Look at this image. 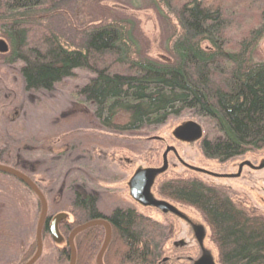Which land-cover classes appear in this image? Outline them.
Segmentation results:
<instances>
[{
	"label": "trees",
	"instance_id": "trees-1",
	"mask_svg": "<svg viewBox=\"0 0 264 264\" xmlns=\"http://www.w3.org/2000/svg\"><path fill=\"white\" fill-rule=\"evenodd\" d=\"M107 2L123 0H0V35L9 44L0 64H17L28 92L52 91L74 71L90 72L93 77L77 94L115 134H134L192 111L208 122L201 143L205 158L223 163L264 149V59L259 56L264 0H131L132 9L157 13L167 59L144 52L135 18ZM62 26L71 34L60 31ZM119 114L127 117L126 124L113 123ZM4 152L0 149V160ZM159 194L203 216L219 264H264V218L249 215L202 182L169 180ZM72 205L75 221L60 228L65 238L79 224L102 218L96 197L83 189ZM108 221L112 236L103 264H162L167 227L134 209H115ZM103 239L102 227L78 234L76 264H95ZM35 251L34 239L25 263ZM57 257L60 264L70 261L67 245L57 249Z\"/></svg>",
	"mask_w": 264,
	"mask_h": 264
},
{
	"label": "rangeland",
	"instance_id": "rangeland-1",
	"mask_svg": "<svg viewBox=\"0 0 264 264\" xmlns=\"http://www.w3.org/2000/svg\"><path fill=\"white\" fill-rule=\"evenodd\" d=\"M129 3L131 0L106 5L135 18L139 31L136 35L144 52L154 59H167L163 41L166 34L157 13L152 9H132ZM164 12L168 13L165 9ZM167 15L174 21L171 14ZM64 27L60 31L70 35ZM0 42L8 51L9 44L1 35ZM259 56L264 59V40ZM92 77L86 70H76L52 91L28 92L18 65L0 64V149H5L0 165L16 169L37 183L46 199L48 216L60 212L74 214L76 192H96L97 210L103 216L115 208L134 209L168 228L169 238L161 249L162 264H193L199 249L189 227L173 216L139 206L129 196L128 181L139 168L160 167L162 154L169 146L188 165L219 175L236 174L238 165L246 161L259 166L264 162V149L251 150L225 163L206 159L200 141L182 143L173 137V132L188 122L198 124L206 136L208 122L192 111L171 116L161 125L145 127L134 134L112 133L100 125L93 116V107L77 94ZM126 122L124 114L113 120L117 125ZM168 164L167 172L155 182L153 196L172 203L205 229L203 246L219 264L218 250L203 216L192 207L161 196L159 187L175 179L202 182L249 215L264 218V169L245 167L239 178L216 179L184 168L172 153L168 155ZM39 215L40 204L35 195L17 179L0 173V264L25 263L24 255L35 239ZM67 237L63 236L65 240ZM35 264H60L57 247L48 232L43 234L42 255Z\"/></svg>",
	"mask_w": 264,
	"mask_h": 264
},
{
	"label": "water",
	"instance_id": "water-1",
	"mask_svg": "<svg viewBox=\"0 0 264 264\" xmlns=\"http://www.w3.org/2000/svg\"><path fill=\"white\" fill-rule=\"evenodd\" d=\"M0 52H6V47L3 42H0ZM173 137L184 143H193V142H201L203 140V131L201 127L193 122H188L180 127H178L173 132ZM172 153L179 161V163L187 168L190 171L195 173L205 174L214 178H222L225 177L223 175L215 174L209 171H206L201 168L193 167L188 165L183 160L180 159L176 149L172 146H169L165 149L162 154V164L158 168H139L137 169L132 177L130 178L127 186L129 191V196L131 199L136 202L139 206L144 208H152L160 211L162 214H173L181 219H186V217L179 212L173 205L165 200H158L152 194V189L155 185V182L158 177L165 174L168 170V155ZM244 166H248L254 170H263L264 169V162L261 163L259 166H253L250 162H243L239 166V171L236 175L230 177H238L241 173V170ZM0 173L12 176L13 178L20 181L23 185H25L38 199L40 204V215L38 218L37 226H36V233H35V242H36V251L34 255L24 264H35L42 255V245H43V230L45 227V223L47 220V202L40 191L38 186L25 174L21 173L20 171L13 169L11 167H7L4 165H0ZM68 220V215L66 213H58L56 214L50 221L49 224V236L52 240V243L57 248H61L62 246L67 245L70 250V261L69 264H75L76 261V250L74 246V239L75 237L94 227H102L104 229V239L100 250L96 256L95 264H103V256L109 246L112 230L110 224L104 220H92L85 224L76 226L68 235L67 239L65 240L59 231V224L61 222H65ZM194 232L197 238V241L200 245L203 244V240L205 237V231L202 226H198L194 228ZM193 264H215L211 255L203 256L196 260Z\"/></svg>",
	"mask_w": 264,
	"mask_h": 264
},
{
	"label": "flooded vegetation",
	"instance_id": "flooded-vegetation-1",
	"mask_svg": "<svg viewBox=\"0 0 264 264\" xmlns=\"http://www.w3.org/2000/svg\"><path fill=\"white\" fill-rule=\"evenodd\" d=\"M203 140H204V136H203ZM202 140V141H203ZM202 141L200 142V143H202ZM180 142V141H179ZM183 143V142H182ZM175 157V156H174ZM175 159L178 161V159L175 157ZM181 159V158H180ZM206 159H208V158H206ZM233 159V158H232ZM182 160V159H181ZM208 160H212V159H208ZM230 160V159H229ZM228 161V160H227ZM178 163H179V161H178ZM220 163V162H219ZM223 163H225V162H223ZM180 164V163H179ZM242 163H240L239 165H238V170H237V173H238V171H239V166L241 165ZM181 165V164H180ZM245 167H247V168H249V169H251L250 167H248V166H244L243 168H242V170H241V173H240V175L238 176V177H230V176H233V175H236V174H232V175H228V174H223V176H225V177H222V178H216V179H230V178H239L241 175H242V171H243V169L245 168ZM185 168V167H184ZM201 169H203V168H201ZM205 170V169H204ZM252 170H254V169H252ZM207 171V170H206ZM198 174H201V173H198ZM201 175H204V176H208V175H205V174H201ZM208 177H211V176H208ZM214 178V177H213ZM129 182V181H128ZM128 184V183H127ZM128 187V186H127ZM89 193V192H88ZM93 196H95L96 197V208H97V203H98V199H99V197H98V195H97V193L96 192H90ZM170 203V202H169ZM171 205H173L172 203H170ZM179 212H181V210H179V208H177L175 205H173ZM115 209H121V208H115ZM115 209H113L111 212H110V214L115 210ZM149 209H152V208H149ZM122 210H126V209H122ZM154 210H156V209H154ZM156 211H158V210H156ZM99 212V211H98ZM158 212H160V211H158ZM61 213V212H60ZM63 213H66L67 215H68V220H66L65 222H61L60 224H59V231H60V228L63 226V225H65V224H70V223H73L74 221H75V215L74 214H72V213H67V212H63ZM161 213V212H160ZM182 213V212H181ZM56 214H58V213H55L54 215H51V216H48L47 217V220H46V223H45V226L47 227V229L49 230V224H50V221H51V219L56 215ZM110 214L108 215V216H103L102 214V218L101 219H104V220H106L108 223H109V221H108V218H109V216H110ZM183 214V213H182ZM163 215H169V216H173V217H175V218H177L178 220H181V221H183L188 227H189V229H190V231H191V233H192V235H193V237H194V239L196 240V242H197V244H198V249H199V256H198V259L199 258H201V257H203V256H207V255H211L205 248H204V246H203V244L202 245H200L199 243H198V241H197V238H196V235H195V232H194V228L196 227H198V226H200V225H197L196 224V222H194V221H192L189 217H187V216H185L184 214V216L186 217V219L184 220V219H181V218H179V217H177V216H175V215H173V214H163ZM146 218H148V217H146ZM150 219V218H149ZM89 222V221H88ZM155 222V221H154ZM85 223H87V222H83L82 224H85ZM82 224H79V225H82ZM159 224V223H158ZM78 225V226H79ZM204 229V228H203ZM104 230V229H103ZM112 230V229H111ZM204 231H205V229H204ZM60 233H61V231H60ZM48 234H49V232H48ZM205 237H206V233H205ZM205 237H204V239H205ZM203 242H204V240H203ZM58 249V248H57ZM212 256V255H211ZM197 259V260H198Z\"/></svg>",
	"mask_w": 264,
	"mask_h": 264
}]
</instances>
